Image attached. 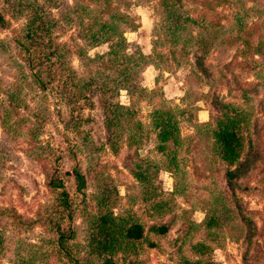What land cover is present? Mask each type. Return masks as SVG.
Returning a JSON list of instances; mask_svg holds the SVG:
<instances>
[{
	"label": "rangeland",
	"instance_id": "obj_1",
	"mask_svg": "<svg viewBox=\"0 0 264 264\" xmlns=\"http://www.w3.org/2000/svg\"><path fill=\"white\" fill-rule=\"evenodd\" d=\"M167 1L177 38L163 0H0V109L9 111L0 117V264H101L91 237L104 212L143 226L139 239L114 242L115 264H264V0ZM111 7L132 20L117 64L106 54L112 40L84 37ZM34 9L65 43L45 90L26 84L17 44ZM120 67L132 81L113 92ZM18 83L22 100L3 101ZM157 111L174 123L170 148H158ZM219 121L240 141L231 162L215 146ZM51 173L65 204L46 184Z\"/></svg>",
	"mask_w": 264,
	"mask_h": 264
},
{
	"label": "trees",
	"instance_id": "obj_2",
	"mask_svg": "<svg viewBox=\"0 0 264 264\" xmlns=\"http://www.w3.org/2000/svg\"><path fill=\"white\" fill-rule=\"evenodd\" d=\"M104 2V0H102ZM110 4V2H108ZM75 8L81 11H86L88 8L85 3H77ZM163 6L166 9V15L171 16V21L168 23L170 35L177 38L180 34L177 33L179 28V23L177 19V15L174 14V2L167 0H163ZM92 10L87 9L86 14L89 15V12ZM103 10H99L101 12ZM98 12V13H99ZM175 15V16H174ZM95 17V16H93ZM189 20L190 23H197V19L191 17L189 15H184L182 17V21ZM56 21V20H55ZM132 20L126 13H123L120 10L112 8L108 10V14L106 17L101 19V16L97 17L93 21V25H89L86 33L85 39L88 40L90 44H96V42L112 40L111 45L109 46L106 54H109V61L111 64H117V60L120 58V50H124L125 40L122 37V25L130 27L132 25ZM52 25L51 17H44L43 12L37 11L34 9L32 13L28 16L27 22L25 25L24 33H23V41H18V46L22 49L26 55L25 65L29 71V75L31 76L29 81H26V84L29 86V83L35 84L37 89L45 90L47 84L53 81L56 71L52 67V58L53 56H59L61 53V49L64 47L65 43L59 41L58 39H54L50 36V27ZM94 26V28H92ZM91 28V29H90ZM241 28V27H240ZM240 28L236 27V32H239ZM231 39L237 38L236 35L230 37ZM232 40V41H233ZM74 51L78 56H82L86 59L90 57L82 50V47L79 44H75ZM126 58L133 57L131 52L125 54ZM21 70V76L24 80H27L28 74ZM125 67L118 68L117 72L115 71L114 75L111 77L113 81L112 91L116 92L118 90L117 86L119 83H127V81L131 82L132 71H130L127 75ZM42 72H45V76L42 75ZM72 85L75 89L79 91L83 88L84 82L80 77L76 78ZM116 85V86H114ZM31 86V87H32ZM30 87V86H29ZM23 89V84L18 83V86L14 90H7L8 97L3 101H20L22 99L19 98V92ZM2 101V100H0ZM0 117L5 115V117L9 114L7 109H0ZM159 111L155 112L157 115L154 117V126L158 127L157 132V141L158 148L163 149L164 147L170 148L168 142L175 144V129L174 123L171 120L169 115L163 116ZM7 121V119L5 118ZM24 124V123H23ZM15 125V123H14ZM25 125V124H24ZM1 126H6L10 131L14 132L15 135H18L21 131H25V127L18 128L20 129L16 132V128L12 126L10 123H1ZM25 128V129H24ZM215 133V146L221 150L220 156L223 160L227 162L233 161L236 157L237 151L236 148L240 145V141L235 131L231 128V124L229 121H225L221 124V121L218 122L217 128L214 131ZM51 173L47 180V185L54 188L60 189V194L64 199L66 192L64 190V185L62 178L58 175L53 176ZM73 175L77 182V187L81 188L84 185L83 175L78 171L73 169ZM226 175L228 180L230 181L232 176L234 175V171L231 169H227ZM64 204L66 203L65 199L62 201ZM7 210L2 208L1 211ZM97 223L94 226L95 231L92 233L91 239L94 240L95 246L97 249L98 256L101 257V264H115L113 259L109 254L113 252L114 242L117 241V238L126 239V240H134L139 239L143 235V226L141 223L136 221H127L122 216H117L112 214L111 212H104L97 215ZM166 229L164 225H158V227H152V230H156L157 232H163ZM65 235L58 231L55 240L59 243H62L65 240Z\"/></svg>",
	"mask_w": 264,
	"mask_h": 264
}]
</instances>
